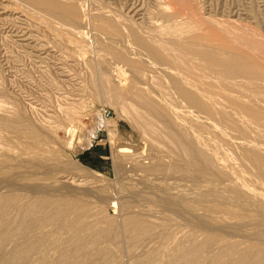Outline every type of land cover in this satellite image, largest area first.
<instances>
[{
    "label": "rangeland",
    "instance_id": "obj_1",
    "mask_svg": "<svg viewBox=\"0 0 264 264\" xmlns=\"http://www.w3.org/2000/svg\"><path fill=\"white\" fill-rule=\"evenodd\" d=\"M5 193L46 197L49 213L55 199L89 205L82 224L74 207L64 217L75 227L58 236L72 245L85 222L115 221L106 252L86 248L80 264L155 252L169 264L196 229L216 236L215 255L264 248V0H0ZM131 220L155 230L139 239ZM31 230L7 237L0 262L36 241Z\"/></svg>",
    "mask_w": 264,
    "mask_h": 264
},
{
    "label": "bare ground",
    "instance_id": "obj_2",
    "mask_svg": "<svg viewBox=\"0 0 264 264\" xmlns=\"http://www.w3.org/2000/svg\"><path fill=\"white\" fill-rule=\"evenodd\" d=\"M60 9H62V8H60ZM57 11H59V10H57ZM230 36H232V35L230 34ZM158 54H162V53L158 52ZM163 55L164 54H162L161 57H164ZM77 165L82 170H85L84 174H87L89 177L95 176L98 178L99 176H101L97 172L83 166L79 162H77ZM85 178L87 179L86 176H85ZM20 197H22V196H20ZM22 198H18L17 196L12 198V196L11 197L7 196L6 193H5V195L4 194L0 195V214L3 215L2 212L5 211L6 215L5 216L3 215V216L7 217L6 221L9 217H11V216H8L9 214L7 215V211L4 210V209L8 208L7 205H9L10 203L11 204L14 203L17 205L19 204L18 207L21 208L20 213L19 212L15 213L18 211L17 206L12 204V205H14V207L17 208V211H15L16 208L11 206L12 208H14L11 210H14V213L16 215L13 212H11V214L12 213L14 214V218H13V220H11V222H13V223H11L10 220L8 219L10 222L8 225L11 224V226H16L17 228L12 227V228H16V229L12 230L10 232H9V229L11 227H9L7 225V222L5 220H3V218H2L3 216L0 215V255H1V253L2 254L4 253L3 249H1L3 246L2 244H3V242H5V240L8 241L7 237L9 238V236H14V237L19 236V235L21 236L22 234H27V232H29V231L31 233V231H32L31 229H35L39 233L36 236H39V237L38 238L35 237L36 241H33L32 240L33 238H32L31 239L32 242H20V243L18 242L19 244H18V248H17L16 253L11 254L10 256H6L4 254L3 255L4 258L3 259L1 258L2 261L0 262V264H24V263L28 262V260H29L28 258L33 253H36V252L39 254L38 255L39 256L38 264H54V262L50 263L48 260L51 257V256L49 257V254H50V252H52V249H54V248H56L54 250L58 251V258H57L56 264H80L82 257H83L82 262H86L87 260H90V255L89 254H81L80 256H77L78 254L82 253V251H84L86 248H89V247L94 248V250L93 249L92 250L94 251L93 254H95V255H97V254L101 255L102 253H105L107 250L108 237L109 236L111 237V235L114 237V234L118 235L117 232H120L118 230L119 226H117L115 221L108 220L107 222L104 221L105 223L104 222L101 223L99 221V223L97 222V223H91V224H89L88 223L89 221H88L87 223L85 222V224H83L81 226V228L78 227V229L80 230L78 233H82V236L80 237V239L76 243H74L72 245V237H70L69 239H63L64 237L61 238V236H60V235H62L61 234L62 231H69L72 229V227H75V225L72 226V224L69 223L70 221L67 222L66 221L67 219L65 220V218H67L65 215L67 214L68 211L71 212V210H69V209L74 207V209H73V211H74L73 215L74 216H73L72 221L74 224H76V223L82 224V222H84L83 220H84L86 214L88 213L89 205H87L88 206L87 207L86 205H80L79 203L77 204L76 203L78 201V199H77V201H75L76 204L75 203L74 204L78 205V206H73L74 204H73L72 200H74V199H71V201L67 202L61 198L60 199L58 198L59 201H56L57 199H55V202H53L51 205L49 204L51 206L49 209L51 211L49 213L45 207V205L46 206H48V205H47V203H45V201H43V199L44 198L46 199V197H43L42 200L34 199V200H30L28 202L27 201L25 202L24 201L25 198L24 199H22ZM47 208H49V207H47ZM8 209H10V207ZM99 210H100V207H99ZM45 212L46 213L48 212L49 214L47 213V215H45ZM37 213L44 214L45 216L44 215L41 216V214H40V216L42 218H39V216L37 217ZM98 213L100 214L99 211H98ZM35 215H36V217H35ZM129 219H131V218L129 217ZM103 220H106V219H102V221ZM126 220H128V218ZM156 222L157 221H155L154 223H156ZM12 224H15V225H12ZM127 226H128L127 231H129L130 234L136 236L139 239L146 237L147 234H149L155 230V225L150 220L149 221L131 220ZM89 231L91 233H93L92 239H86L85 238V234L90 233ZM195 231H196V233L192 232V234H193L192 236L194 237L192 243L182 240L179 242V246L177 248H175L171 253L169 251L165 252L166 256H167L166 260L169 262V264H175L177 262H178V264H204V261L207 263V261H209V260L212 261V264H264V248L262 246H261L262 248L259 247L261 249H252V248L248 249V248H246L247 250L242 251V250H239L238 245H233L232 247H229L227 250H220V251L217 250L219 252H218V254L215 255V254H213V248H214V243L216 241V236L212 235V234L208 235L205 232H204L205 234H202V232H201V234H200L201 236H199L197 234L198 230L196 229ZM40 232H41V235H40ZM58 233H60L59 236H58ZM31 235H33V234H31ZM20 236L17 238H19V240H23L22 236L20 239ZM24 236H26V235H24ZM191 238H189V239L191 240ZM70 239H71V241H70ZM217 239H218V237H217ZM19 240H16V241H19ZM113 241H115V240L113 239ZM260 241H258V242H260ZM5 245H7V242ZM250 247H252V246H250ZM167 250H169V249H167ZM162 254H164V252ZM160 255H161V252L150 253L144 259V261H142V262L140 261L139 263L140 264H154L158 260V258L161 257ZM71 257H73V258H71ZM74 257H78V258L75 259ZM91 257H92V255H91ZM205 257H207L209 260L206 259L207 260L206 261ZM211 261H209V262H211Z\"/></svg>",
    "mask_w": 264,
    "mask_h": 264
}]
</instances>
